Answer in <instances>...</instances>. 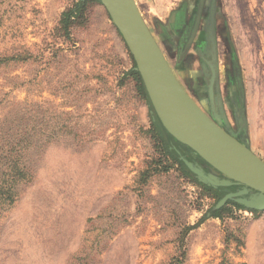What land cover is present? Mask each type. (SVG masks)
Returning a JSON list of instances; mask_svg holds the SVG:
<instances>
[{
  "label": "rangeland",
  "instance_id": "1",
  "mask_svg": "<svg viewBox=\"0 0 264 264\" xmlns=\"http://www.w3.org/2000/svg\"><path fill=\"white\" fill-rule=\"evenodd\" d=\"M77 1L0 0V264H264V209L236 202L231 216L207 215L239 186L199 181L176 149L208 170L199 156L165 133L151 137L158 118L100 1L68 36L59 29ZM197 1L135 0L174 74L210 113L208 64L195 50L206 9L185 46ZM204 2L222 125L264 143V0ZM161 146L188 175L153 163Z\"/></svg>",
  "mask_w": 264,
  "mask_h": 264
},
{
  "label": "water",
  "instance_id": "2",
  "mask_svg": "<svg viewBox=\"0 0 264 264\" xmlns=\"http://www.w3.org/2000/svg\"><path fill=\"white\" fill-rule=\"evenodd\" d=\"M99 1L132 55L133 69L140 75L159 122L175 140L199 156L208 170L176 149L179 158L203 183L214 187L239 186L227 190L213 208L233 200L250 209H264V160L222 125L221 103L215 95V49L212 47L211 60L207 61V113L174 74L135 0Z\"/></svg>",
  "mask_w": 264,
  "mask_h": 264
},
{
  "label": "trees",
  "instance_id": "3",
  "mask_svg": "<svg viewBox=\"0 0 264 264\" xmlns=\"http://www.w3.org/2000/svg\"><path fill=\"white\" fill-rule=\"evenodd\" d=\"M91 1H94V0H78L76 3L72 4L71 6L67 7L66 9H64L61 12L60 17H59V29L62 30V32L65 36L69 35L70 27H72L73 25L81 24L85 20V10H86L87 4ZM131 59H132V63H133L132 67H133L135 64H134L132 57H131ZM127 73L135 81L137 91L139 92L141 97L147 99L146 91H145V88L143 86V83H142V80L140 78L138 71L134 70L133 68H130L127 71ZM157 122L160 126V129H159V131H153V134H151V137H154V139L157 140L156 142H158V143L161 142L162 133H165L169 137H171V139L174 140L176 143L181 144L180 142L175 140V138H173L165 130V128L159 123L158 120H157ZM181 145H184V144H181ZM184 146L188 150H190V148H188L186 145H184ZM163 149H164L163 146H161V149H159V150H161L160 151L161 155L156 160H153V163L155 165L161 167V163L164 162L163 166L161 167V170H163V171H167L168 168L173 165V163H177L179 165V168L181 169V171L184 174L188 175L189 170L185 167L183 162L180 161L177 157L169 155V152H167V150H165V149L163 150ZM168 159H170V160H168ZM155 169H157V167L152 168V170H155ZM147 175H148V172L144 177H146ZM196 183L201 184L204 187V189H206V190L214 189L211 186H207L205 184L197 182V180H196ZM217 188L221 189L224 187H217ZM3 193H7V191L6 190L3 191V189L0 187V195L2 196ZM214 204H215V202L210 206V208L208 210V213H209L208 215L211 217H216V218H223L224 216L233 215L234 207L239 206L233 200H227L225 204H223L222 206H220L218 208H213Z\"/></svg>",
  "mask_w": 264,
  "mask_h": 264
},
{
  "label": "flooded vegetation",
  "instance_id": "4",
  "mask_svg": "<svg viewBox=\"0 0 264 264\" xmlns=\"http://www.w3.org/2000/svg\"><path fill=\"white\" fill-rule=\"evenodd\" d=\"M205 0H198L197 1V7H196V10H195V13H194V20H193V26H192V29H191V32L189 34V37L187 38V41H186V44L185 46L188 47L195 34L197 33V31L199 32V27H200V20H201V17L203 15V12L204 10L206 9V11H208L209 14H206V27H205V30H204V38H203V43L202 44V48L199 50L198 48L195 49L198 53V55L203 58L205 61H209L211 60V51H212V47L215 49V54H216V34H215V30H214V20H213V17L211 16V6L208 7V10L207 8H204L205 6ZM185 10V8H184ZM182 12H184L182 10ZM177 16H179V14H177ZM208 64V62H207ZM207 70H206V75H207V78L209 76V73H210V66L207 65ZM216 97H217V101L219 102L220 101V96H219V93L216 92ZM220 109H221V106H220ZM222 113V111H221Z\"/></svg>",
  "mask_w": 264,
  "mask_h": 264
},
{
  "label": "crops",
  "instance_id": "5",
  "mask_svg": "<svg viewBox=\"0 0 264 264\" xmlns=\"http://www.w3.org/2000/svg\"><path fill=\"white\" fill-rule=\"evenodd\" d=\"M249 146L251 150L259 157L264 158V143H261L258 138L249 137Z\"/></svg>",
  "mask_w": 264,
  "mask_h": 264
}]
</instances>
